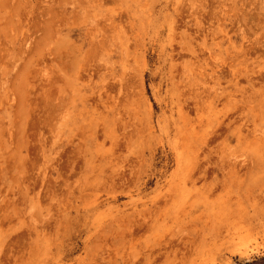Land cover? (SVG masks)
Masks as SVG:
<instances>
[{
  "label": "rangeland",
  "instance_id": "rangeland-1",
  "mask_svg": "<svg viewBox=\"0 0 264 264\" xmlns=\"http://www.w3.org/2000/svg\"><path fill=\"white\" fill-rule=\"evenodd\" d=\"M0 264H264V0H0Z\"/></svg>",
  "mask_w": 264,
  "mask_h": 264
}]
</instances>
